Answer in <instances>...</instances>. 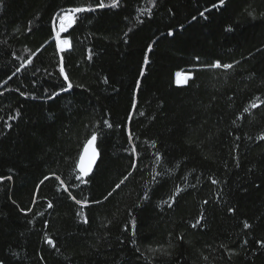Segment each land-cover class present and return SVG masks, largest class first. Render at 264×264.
Instances as JSON below:
<instances>
[{
  "label": "trees",
  "instance_id": "obj_1",
  "mask_svg": "<svg viewBox=\"0 0 264 264\" xmlns=\"http://www.w3.org/2000/svg\"><path fill=\"white\" fill-rule=\"evenodd\" d=\"M0 2V264H264V0Z\"/></svg>",
  "mask_w": 264,
  "mask_h": 264
},
{
  "label": "snow or ice",
  "instance_id": "obj_2",
  "mask_svg": "<svg viewBox=\"0 0 264 264\" xmlns=\"http://www.w3.org/2000/svg\"><path fill=\"white\" fill-rule=\"evenodd\" d=\"M120 3V0H114L113 3H111L110 5H105L103 0H99V3H98V7L99 8H105V7H111V8H115L119 5ZM151 3L153 5V7L156 6V0H151ZM225 3V0H219V5H214V7H219V6H223ZM0 7H3V4L2 2H0ZM96 9L93 8L91 5H88V6H84V5H80V6H75V7H71V8H68V9H62V13H57L56 16L59 18L60 20V31H67L69 28H71L73 26V24L76 22V19H77V14H82V13H87V12H94ZM150 11V10H149ZM143 14V13H142ZM201 16H204V13L201 12L200 13ZM251 15V14H250ZM83 18V17H81ZM207 18V17H205ZM53 23H55V21H53ZM229 31H231V29H229ZM173 33L169 32L168 35H172ZM57 39H59V34H57ZM68 41H61V48L60 50L63 52L65 49L63 47L64 44H67ZM150 51V49H149ZM63 59V58H61ZM89 59H91V55H89ZM29 64L32 63L31 60L28 61ZM212 67L214 68H221V64L219 62L215 63L214 65H212ZM224 68L226 69H231L233 67V65L231 64H227V65H224L223 66ZM60 71L63 73L64 69L63 67H61ZM65 80H68V77L65 75L64 77ZM73 87V85L71 83H68L67 85V88L68 89H71ZM253 107H256V105H253ZM247 111V110H245ZM140 115H144L143 113H140ZM107 123V122H105ZM108 127H111V124L108 125ZM97 139L96 135H92L91 136V141L92 142H95ZM262 139H264V137H262ZM133 152H135V148H133ZM95 162V158H93V160H91L88 164L87 167H84V166H80L79 168V173H82V174H77L76 178L79 179L81 181V183H87V181L85 180V177L89 175V173L91 172L92 170V164ZM127 177H125L126 179ZM10 179V177H9ZM121 183H123V181H121ZM213 183H216V181H213ZM117 188L120 187V184H117L116 185ZM109 196L111 195V193L108 194ZM73 199H75L73 197ZM107 199V197L105 198ZM145 199H147V197H145ZM77 203H80L79 200L76 201ZM97 203H99L97 201ZM207 203V202H206ZM171 206V205H169ZM49 208L52 207V204L49 203L48 205ZM87 218L84 219V223H87ZM196 225H193V227H195ZM245 228L247 227H250V225H248L247 223H245L244 225ZM133 235H135V232H133ZM48 243L50 245H52L53 247H55V245L53 244V241L52 240H48ZM166 254V253H165Z\"/></svg>",
  "mask_w": 264,
  "mask_h": 264
},
{
  "label": "water",
  "instance_id": "obj_3",
  "mask_svg": "<svg viewBox=\"0 0 264 264\" xmlns=\"http://www.w3.org/2000/svg\"><path fill=\"white\" fill-rule=\"evenodd\" d=\"M93 158H95V162L92 164V170L94 169L98 158H99V154L97 152V150L95 149V147L91 144L87 145L81 155L80 161H79V168L80 166H84L87 167L89 162L91 160H93ZM91 170V171H92Z\"/></svg>",
  "mask_w": 264,
  "mask_h": 264
},
{
  "label": "rangeland",
  "instance_id": "obj_4",
  "mask_svg": "<svg viewBox=\"0 0 264 264\" xmlns=\"http://www.w3.org/2000/svg\"><path fill=\"white\" fill-rule=\"evenodd\" d=\"M57 31L58 32H65V31H60V22L57 25ZM60 47H61V44H60ZM63 47H64V49H67L68 48V43L67 44H64ZM189 77L190 76L189 75H186V74L179 75L176 78V83L178 85H183V84H185L187 82V80L189 79Z\"/></svg>",
  "mask_w": 264,
  "mask_h": 264
}]
</instances>
